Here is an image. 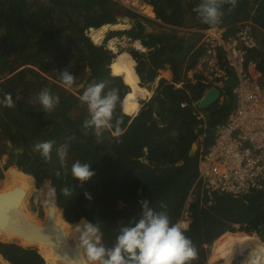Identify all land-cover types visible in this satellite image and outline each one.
<instances>
[{"label":"trees","instance_id":"1","mask_svg":"<svg viewBox=\"0 0 264 264\" xmlns=\"http://www.w3.org/2000/svg\"><path fill=\"white\" fill-rule=\"evenodd\" d=\"M153 1L155 12L170 18L167 31L148 28V24L159 25L124 10L112 0H0V93H11L14 101V107L0 103L1 158L3 148L9 146L7 169L16 168L32 177L37 190L51 184L56 189L58 207L70 224L85 218L99 223L101 231L106 224L120 229L140 218L142 199H147L155 211H166L175 223L195 187L202 148L205 153L212 146L216 128L227 121L234 109L232 97L207 111L200 110L199 104L210 88L199 77L195 82L186 78L183 87L159 93L138 115L126 138L117 189L129 211H117L114 205L109 211L123 136L118 142L112 131H105L101 139L92 130L85 135L82 125L88 111L79 96L89 84L102 80L108 81L109 87L118 88L124 108L121 112L118 107L115 116H123L121 129L125 133L136 115L126 111L127 100L142 107L166 87L168 82L163 75L174 77L182 71L188 54L200 41L196 29L202 23L194 9L201 0ZM245 3L239 0L231 13L226 5L223 22L207 27L214 29L250 18L263 24L264 0H255L251 7ZM117 10L125 16L133 15L130 29L108 30L101 44L96 45L91 31L98 33L115 25ZM259 32L257 27L246 24L224 33L227 39L238 41L247 63L257 65L264 86V49L251 47ZM112 41H117L114 48ZM196 63L194 56L188 70H193ZM117 64L128 66L135 88L128 83L125 73H115ZM64 69L75 76L77 89L63 85L59 71ZM228 71L231 80L226 82L225 90L230 92L237 78L232 70ZM45 87L59 97L57 107L48 114L37 102ZM72 136L76 139L63 165L55 151L51 161H45L34 151L37 142L54 140L59 147ZM77 160L90 164L95 173L83 186L71 176V166ZM64 187L72 190L71 196L63 194ZM196 190L200 200L189 205L190 224L185 233L198 253L191 264H200L237 227L254 226V218L238 204L248 200L258 204L256 200L264 196V190H258L245 195L216 194L210 200ZM34 197L43 211L39 195Z\"/></svg>","mask_w":264,"mask_h":264},{"label":"clouds","instance_id":"2","mask_svg":"<svg viewBox=\"0 0 264 264\" xmlns=\"http://www.w3.org/2000/svg\"><path fill=\"white\" fill-rule=\"evenodd\" d=\"M238 4L239 0H201V3L194 11L201 23L206 24V27L207 25L214 27L223 22L226 5L228 6L227 12L231 13L238 7ZM221 29L222 28H220V30ZM259 33H261L260 35L262 36L264 35L262 31ZM222 37L225 40H235V38L226 39L224 35H222ZM256 38L257 42L251 45V47H257L258 44H260L258 42L259 37L257 36ZM196 48H199V43ZM198 54L195 55L197 56V61ZM190 57L189 55L188 60ZM189 63H186L187 66L185 65L186 76L175 86L183 87L186 78L192 82H195L197 77L200 78L199 75H196L193 79L189 77V73L193 72L195 69L191 71L188 70ZM227 72L229 80L226 82H229L231 76L228 70ZM59 74L66 88L71 89L74 86L78 87V85H76L75 76L67 69L59 71ZM170 78L173 77L170 76ZM203 82L206 84L205 81ZM179 84L181 85L179 86ZM206 85L210 90L217 89L221 92L223 97L219 102H223L232 97L235 99L231 94L233 88L230 92H227L225 90V85L223 89L213 86L212 84ZM166 89H169L167 85ZM0 97H2L0 98V103H3L6 107H14L11 93H0ZM79 100L83 105L87 106L88 111V118L84 120L82 125L84 134L87 135L88 130H92L96 138L101 139L105 131H112L113 136L120 142L119 137L123 135L121 129L123 116L116 117L115 113L118 107L121 109V112H123L124 105L119 89L109 87L108 81L102 80L99 83L89 84L84 89L82 95L79 96ZM37 102L42 106L44 112L48 114L57 107L59 97L53 96L51 91L45 87L38 94ZM75 139V136L68 137L66 142L59 147H56V142L54 140L37 142L34 144V151L38 152L45 161H51L52 153L55 151L63 165L71 143ZM56 175L59 177L60 173L57 172ZM94 175L95 173L91 170V165L88 163H82L77 160L71 166V176L74 179H78L81 182V186ZM46 182L47 181H45V183ZM61 191L65 196H71L72 194V190L67 187L62 188ZM50 194L56 195V189L54 187L51 189ZM85 195L89 199L91 198L87 192ZM139 203L141 205L140 218L131 225L121 227L115 243L111 247L103 245L102 231L99 223L93 224L85 218L81 219L76 225V230L79 232L77 247L86 254V264H191V261L197 258V249L193 245L191 239L185 234L187 230V225L185 223L182 221L173 223L166 211H155L150 207V202L147 199H142ZM161 207L164 208L165 206L161 205Z\"/></svg>","mask_w":264,"mask_h":264},{"label":"built area","instance_id":"3","mask_svg":"<svg viewBox=\"0 0 264 264\" xmlns=\"http://www.w3.org/2000/svg\"><path fill=\"white\" fill-rule=\"evenodd\" d=\"M126 11L153 21V0H112ZM199 33L198 61L189 77L196 75L206 84L224 88L229 80L227 70L238 77L237 86L231 94L236 106L228 120L216 128L213 144L202 155L197 164L196 183L184 212L176 218L190 224L189 205L197 203L202 191L212 200L216 194L245 195L264 190V86L261 73L254 62L247 63L246 53L237 40H225L223 32L205 27ZM260 35L258 42L262 43ZM204 153V154H203Z\"/></svg>","mask_w":264,"mask_h":264},{"label":"bare ground","instance_id":"4","mask_svg":"<svg viewBox=\"0 0 264 264\" xmlns=\"http://www.w3.org/2000/svg\"><path fill=\"white\" fill-rule=\"evenodd\" d=\"M150 17L168 22L167 17L154 13ZM228 26L224 25L222 28ZM260 26L264 34V24ZM94 39L99 40L100 36L96 35ZM189 54L197 55L198 49L194 47ZM127 69L124 64L114 66L115 72H126ZM179 78L178 74L170 78L169 84H174ZM127 81L133 88L136 87L130 76ZM234 83L233 88L237 86V82ZM222 97L221 95V99ZM140 108L127 100L128 113H135ZM1 165L0 161V168ZM49 185L45 184L40 190L47 212L46 218L40 220L27 208L28 200L37 191L34 179L16 168L6 170L5 179L0 177V264H86V254L77 247L78 223L70 224L65 220L64 211L55 204L56 195L50 194ZM238 206L254 218L255 225L240 226L228 233L229 238L203 257L200 264H239L244 252L254 253L252 264H264V239L258 238L256 234V229L264 224V201L258 206L255 201L248 200L246 204ZM114 238L113 235L106 234L104 246L111 247Z\"/></svg>","mask_w":264,"mask_h":264},{"label":"rangeland","instance_id":"5","mask_svg":"<svg viewBox=\"0 0 264 264\" xmlns=\"http://www.w3.org/2000/svg\"><path fill=\"white\" fill-rule=\"evenodd\" d=\"M246 3H247V7H251V4L253 3V2H255V0H249V1H245ZM117 20H118V23L116 22V24L115 25H111V26H107V27H105V28H103L101 31H99V32H107L108 30H111V29H117V30H127V27H125L126 26V23H125V20H126V18H127V16H125V14L124 13H122L120 10H117ZM129 17H131V18H133V15H131V14H127ZM138 16V15H137ZM124 17H126V18H124ZM237 22V24H235V22L233 21V22H231V23H226V24H224L225 26L226 25H229L228 27H224L225 29H223L222 27L224 26V25H221V26H219V27H217V28H214V29H212V30H214V32H225L226 30H229V29H234V28H236V27H239V26H244V25H246V24H251V25H253V26H255V25H259L260 23L259 22H257L256 20H254L253 18H250V19H248V20H244V21H236ZM250 22V23H249ZM256 22V23H255ZM202 28H200V27H198L197 29H196V32H204V29H205V27H206V24H201L200 25ZM149 27H152L150 24H148V28ZM255 27H257V26H255ZM220 28H222L221 30H220ZM258 28V27H257ZM219 30V31H218ZM92 31H94V30H92ZM91 31V38H92V40L95 42V43H99V44H96V45H100L101 43H100V41L104 38H101L100 37V39L99 40H95L94 39V36H96V35H100V34H97V33H94V32H92ZM259 31H261L260 29H259ZM261 33H258L257 34V36L259 37V35H260ZM224 36H225V38L227 39V36H226V33H224L223 34ZM227 35H233L232 34V32H227ZM231 38V37H230ZM96 41H98V42H96ZM113 42V41H112ZM112 42H111V47H115L113 44H112ZM258 46H260V47H262L263 49H264V38H263V40H262V43H260V44H258ZM263 54V56H264V53H262ZM189 55H191V54H188V56H187V58H186V61H185V63H184V68H183V70L182 71H184L185 70V65H186V63H187V61H188V57H189ZM181 71V72H182ZM181 72H179L178 73V76L180 75V74H182ZM163 77L164 78H169L170 76L168 75H163ZM170 79V78H169ZM187 83V80H185L184 81V84H186ZM181 84H179V86H180ZM171 86V88L172 87H174L175 85H170ZM229 87H231V85H229ZM167 88H168V86H167ZM232 88H233V86H232ZM232 88H230V89H232ZM151 98V97H150ZM149 98V99H150ZM148 99V100H149ZM154 99V98H153ZM152 99V100H153ZM148 100H146L144 103H143V105L148 101ZM149 105V104H148ZM147 105V106H148ZM138 110V109H137ZM137 110L135 111V114H136V112H137ZM139 112H137L138 113V115L141 113V111H142V107L138 110ZM136 116V115H135ZM125 133H126V131H125ZM125 133H123V137H122V140H121V143H122V141H123V139H124V136H125ZM197 148H198V146L197 145H195V149L197 150ZM1 155H2V150L0 149V161H1V163H2V165H1V168H0V177L1 176H3V179H5V177H6V170H8L7 168H6V165H7V158H8V156H9V146H7V147H4L3 148V156H2V158H1ZM117 160H118V162H119V164H120V161H121V158H120V153H119V155L117 156ZM167 163H168V161H166ZM115 192V193H114ZM35 194H38L39 195V197H40V200H41V194H40V191L38 190V191H36L33 195H32V197L28 200V202H27V206H28V208H29V210L34 214V215H36L40 220L41 219H44V214H43V211H42V209H41V206H40V203L38 202V199L36 198V197H34L33 198V196L35 195ZM113 196V198H112V206L114 205L115 207H116V209H117V211H129V209H128V206H127V204L125 203V202H123V201H121L120 200V196H119V192H118V189H117V193H116V188L115 189H113L112 190V195H111V197ZM257 202H258V206L259 205H261L262 203H263V201H264V196L263 197H261V198H258L257 200H256ZM113 230V232H109V230ZM119 228L115 225V226H106V230H103L102 231V243H103V245H104V237H106V234H111V235H113L115 238H114V241H113V244L115 243V240H116V237H117V235L119 234ZM230 234V233H229ZM229 234H227L226 236H224L219 242H218V244H217V247H219L220 245H221V242L223 241V240H227V238H229ZM256 234H257V236H258V238H260V239H264L263 237H264V224L263 225H261L258 229H256ZM219 264V263H218Z\"/></svg>","mask_w":264,"mask_h":264},{"label":"water","instance_id":"6","mask_svg":"<svg viewBox=\"0 0 264 264\" xmlns=\"http://www.w3.org/2000/svg\"><path fill=\"white\" fill-rule=\"evenodd\" d=\"M257 26L261 31H262V28L260 25H255ZM193 57V54L191 55L190 59ZM190 59L188 60L187 64L189 63ZM186 64V66H187ZM74 89H77L76 87H74ZM166 89V87H165ZM164 89V90H165ZM163 91V90H162ZM162 91L154 94L151 96V98L142 106V110L152 101L153 98H155L159 93H161ZM221 99V92L217 89H211L209 90L202 98L200 104H199V109L200 110H203V111H207L209 110L210 108H212L216 103H218ZM138 115H136L133 120L130 122L129 124V127L127 128L126 130V133H125V136H124V139L121 143V148H120V158H121V161H120V164H119V173H118V177H117V181H116V184H115V187L114 189L116 188V192H117V187H118V183H119V180L121 178V173H122V169H123V161L125 159V143H126V138H127V135L129 133V130L131 129L132 125L134 124V122L136 121ZM49 187L52 189V186L51 184L49 185ZM44 188V186L42 187ZM37 190V189H36ZM38 191V190H37ZM40 191V190H39ZM115 193V192H114ZM41 194V193H40ZM112 198L113 196L111 197V200H110V207H109V211L111 210L112 208ZM41 202H42V205H43V211H44V216L46 218L47 216V212H46V206H45V202L41 196ZM55 204H57V196H56V200H55ZM58 205V204H57ZM28 208V207H27ZM28 211L30 213H32L29 208H28ZM63 216H64V213H63ZM65 218V216H64ZM66 220V219H65ZM106 226H108L107 224L105 225V228L104 230H106ZM254 253L253 252H244L241 257H240V262L239 264H252V262H254Z\"/></svg>","mask_w":264,"mask_h":264},{"label":"crops","instance_id":"7","mask_svg":"<svg viewBox=\"0 0 264 264\" xmlns=\"http://www.w3.org/2000/svg\"><path fill=\"white\" fill-rule=\"evenodd\" d=\"M157 15H159V14H157ZM161 16V15H160ZM161 17H167V16H161ZM124 18H126V17H124ZM168 18V22H161V21H159V20H156V19H154L153 20V23H155V24H158L159 25V27L157 26V25H155V26H152L150 29H157V30H159V31H167L166 30V28H170V18L169 17H167ZM133 21V19L131 18V17H128L127 16V18H126V20H125V23H126V26L125 27H127V29H130V27H131V22ZM117 23H118V20H117ZM161 26V27H160ZM106 33L107 32H98L97 34H100V35H97V36H100L101 38H103V37H105V35H106ZM158 33H161V32H158ZM104 39V38H103ZM102 39V40H103ZM101 40V41H102ZM101 41H100V43H101ZM95 43V42H94ZM95 44H99V43H95ZM112 44L116 47V45H117V41H113L112 42ZM127 68H128V66H127ZM128 71V72H127ZM127 71L126 72H122V71H116L115 73H125L126 75H127V78L130 76L131 78H132V76H131V73H130V70H129V68L127 69ZM183 72V73H182ZM181 73L182 74H180V78L178 79V80H176V82H174V84H169L170 83V81H169V78H167V80H168V84H167V86H168V88H171V86L170 85H176V84H178V83H180L183 79H184V77L186 76V70H184V71H182ZM165 75H167V74H165ZM137 112H139L138 110H137ZM136 112V115H138V113Z\"/></svg>","mask_w":264,"mask_h":264},{"label":"flooded vegetation","instance_id":"8","mask_svg":"<svg viewBox=\"0 0 264 264\" xmlns=\"http://www.w3.org/2000/svg\"><path fill=\"white\" fill-rule=\"evenodd\" d=\"M42 207H43V205H42ZM43 213H44V211H43Z\"/></svg>","mask_w":264,"mask_h":264}]
</instances>
